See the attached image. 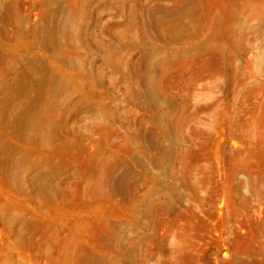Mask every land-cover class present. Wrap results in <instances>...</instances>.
<instances>
[{
  "label": "rangeland",
  "instance_id": "rangeland-1",
  "mask_svg": "<svg viewBox=\"0 0 264 264\" xmlns=\"http://www.w3.org/2000/svg\"><path fill=\"white\" fill-rule=\"evenodd\" d=\"M0 264H264V0H0Z\"/></svg>",
  "mask_w": 264,
  "mask_h": 264
},
{
  "label": "bare ground",
  "instance_id": "bare-ground-1",
  "mask_svg": "<svg viewBox=\"0 0 264 264\" xmlns=\"http://www.w3.org/2000/svg\"><path fill=\"white\" fill-rule=\"evenodd\" d=\"M24 110V109H23Z\"/></svg>",
  "mask_w": 264,
  "mask_h": 264
}]
</instances>
